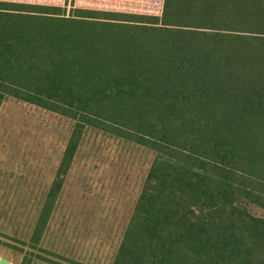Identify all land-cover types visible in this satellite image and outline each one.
<instances>
[{"label":"trees","instance_id":"obj_1","mask_svg":"<svg viewBox=\"0 0 264 264\" xmlns=\"http://www.w3.org/2000/svg\"><path fill=\"white\" fill-rule=\"evenodd\" d=\"M6 96L74 122L35 242L92 129L152 154L111 264H264V0H0Z\"/></svg>","mask_w":264,"mask_h":264},{"label":"rangeland","instance_id":"obj_2","mask_svg":"<svg viewBox=\"0 0 264 264\" xmlns=\"http://www.w3.org/2000/svg\"><path fill=\"white\" fill-rule=\"evenodd\" d=\"M159 15L163 0H5ZM74 122L6 96L0 106V262L111 264L152 154L89 130L45 225L34 228L55 179Z\"/></svg>","mask_w":264,"mask_h":264},{"label":"water","instance_id":"obj_3","mask_svg":"<svg viewBox=\"0 0 264 264\" xmlns=\"http://www.w3.org/2000/svg\"><path fill=\"white\" fill-rule=\"evenodd\" d=\"M0 264H4V262H3V261H1V262H0Z\"/></svg>","mask_w":264,"mask_h":264}]
</instances>
